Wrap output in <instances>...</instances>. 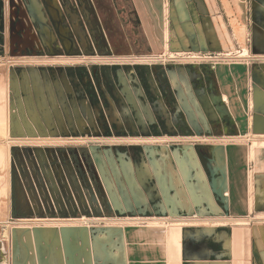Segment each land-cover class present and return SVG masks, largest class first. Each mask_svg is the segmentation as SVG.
<instances>
[{"label": "rangeland", "instance_id": "obj_1", "mask_svg": "<svg viewBox=\"0 0 264 264\" xmlns=\"http://www.w3.org/2000/svg\"><path fill=\"white\" fill-rule=\"evenodd\" d=\"M214 1L222 11L225 1ZM227 1L236 7L240 0ZM243 1L240 4L241 11L246 8L247 22L251 23V0ZM101 3L109 10V36L117 44H120L119 40H124L121 42L124 46L122 53L118 51L114 56L95 57H11L8 41L0 42V64L4 66L2 75L8 74L9 79L12 75L18 76L22 83L21 94L3 86L1 90L7 97L4 98L0 90V109L5 104L8 110L7 128H1L3 126L0 124V132L3 133H0V144H8L11 150L9 165L2 172L0 169V181L5 180L4 184L8 185L6 188L0 182V230L9 229V239L2 234L4 231L0 233V264H112V255L109 256L112 254V238L118 235L121 246L124 228L131 223L168 229L171 236L184 226L206 227L200 224L206 221L209 226H213L214 221L221 220L159 218L157 216L161 214L153 209H121L122 204H131V201L138 203L135 185L148 193L154 188L155 180L162 183L164 177L170 176L164 147L171 149L179 138L187 144L203 143L198 140L202 137L210 138V143H215L216 138H223L225 134L218 131L175 134L134 127L137 112L139 108L144 110V105L146 108L150 105L155 111L161 109L169 118L179 112L181 101L175 96L167 97L161 93L162 82H171V72L176 76L178 69L175 67L191 66L194 71L210 77L214 72L213 67L209 61L199 64L173 61L170 55L176 51L147 49V40L141 29V18L148 14L145 0H101ZM248 38L251 37L248 35ZM238 46L244 47L236 43L235 49ZM245 46H250V42L247 41ZM250 52L251 57L221 63L261 62L254 59L251 48ZM205 65H209L208 68H199ZM134 66L153 67V70L157 68V78L152 73L146 77L142 68L135 69L142 79L146 77L144 80L148 91L145 98L142 96L145 102L137 99V104L126 98L120 81V77L128 76L129 83L131 70L127 68ZM26 71L31 75L32 92L26 91L23 84ZM33 72L41 74L48 116L40 106ZM160 73L163 74L158 79ZM31 95L41 120L39 124L34 123V131L26 124V119L32 120L27 102ZM198 101L195 99L194 103L200 110L202 107L199 104L204 102ZM115 108L120 113L117 121L113 117ZM13 118L21 120L25 132L21 133L13 127ZM128 125H133L132 129ZM126 160L132 161L133 171L127 168ZM152 172L155 179L147 181L146 176ZM6 200L11 209L4 215L2 212ZM253 216L250 214L247 217ZM263 220L264 217H260L256 221L261 223ZM253 222L254 219L251 224ZM225 227H234L236 236L244 228L241 224L231 223ZM103 236L108 251L104 247L94 251V240L99 242ZM42 237L52 241V250L55 249V252L49 250L52 256L44 254V246H38L37 242L40 244ZM171 238L169 246L173 242ZM38 248L42 251L39 255ZM120 250L118 254H124L122 246Z\"/></svg>", "mask_w": 264, "mask_h": 264}, {"label": "crops", "instance_id": "obj_2", "mask_svg": "<svg viewBox=\"0 0 264 264\" xmlns=\"http://www.w3.org/2000/svg\"><path fill=\"white\" fill-rule=\"evenodd\" d=\"M145 1L148 14L141 18V29L147 49L220 53L235 48L236 43L245 48L252 29V52L264 58V0H251V23L246 8L241 11L243 0L236 7L224 0L222 11L214 0H192V6L188 0H175L176 9L170 7L171 29L164 0ZM243 4L246 6L245 1ZM212 69L213 75L193 91L194 96L197 102H204L199 107L210 122L227 118L228 128L223 130V138L210 144L205 159L196 150L200 143L179 142L182 144L175 152L164 147L170 176L162 183L155 180L146 201L153 203L151 209L161 214L159 218L264 217V61L220 63ZM193 79L199 80V76ZM254 144L259 151L252 157ZM183 149H190L189 157L183 155ZM146 178L153 181L155 174ZM194 214L206 218H192ZM206 222L200 223L206 227L184 226L171 236L168 233L171 246L166 238L168 229L131 223L124 228V254H118L119 236L112 238V264H264V220L243 226L237 236L234 227H214Z\"/></svg>", "mask_w": 264, "mask_h": 264}, {"label": "flooded vegetation", "instance_id": "obj_3", "mask_svg": "<svg viewBox=\"0 0 264 264\" xmlns=\"http://www.w3.org/2000/svg\"><path fill=\"white\" fill-rule=\"evenodd\" d=\"M176 1L164 0L165 6L166 3L168 4L166 7L169 14L168 26L170 29V16H172L170 14V7L174 5L176 9ZM188 3L192 6V0H188ZM254 3H257V0H254ZM30 8L39 11H35V16L38 17L39 13V17L45 20V24L48 26V30L45 34H42L45 30L44 27L33 21L34 13H32ZM108 20L109 10L107 7H104L101 0H0V42L4 40L8 41V51L11 57H57L64 55L90 57L114 56L113 54L115 52H123L121 49H123L124 46L121 42L124 40H119L120 44H117V42H114V38L109 36ZM20 26H23V31L21 32L18 31ZM12 27H14L17 32H15ZM250 31L252 32V29ZM251 32L248 34L250 37L252 35ZM248 42H250V46H248L250 49L252 45L251 38H248ZM12 52L18 55H11ZM137 68L144 69L143 73L146 77H148L149 73H152L157 78V68H154V70L153 67L143 68L140 66L127 68L131 70L129 83L128 76L125 78L120 77V81L123 85L126 98L135 104L138 102L137 99L144 101L142 96L145 98L148 93L147 83L144 80L146 77L142 79L140 75L135 72ZM193 68L194 67L191 66L178 65L175 67V69H178L176 76L174 72H171V82H162L161 93L167 95V97H169V95L175 96L177 97L176 99L181 101L182 105L180 106L179 112L173 116L171 115L169 118V116H167L168 114L163 113L161 109L155 111L156 109L154 110L150 105H148L150 109L146 108L144 105V110L139 108L137 112L134 125L135 128H140L141 130L152 129L157 132H175V134L195 133V130L199 132L218 131L222 133L223 130L228 128L227 118H219L210 122L207 117H205L204 112L196 108L193 91L200 88L205 83V79H210V76H203V73H198V71H194ZM32 74L34 83L36 75L41 83L40 72H33ZM162 74L163 73L159 74L158 79H160ZM196 74L199 76V80L193 79ZM41 86L43 85L41 84ZM43 90L44 95H46L44 86ZM187 102L189 103L187 104ZM117 116L120 117V113L115 108L113 114L115 121H117ZM132 126L133 125H128L130 129H132ZM208 141L209 140H204L203 143H200L201 145H195L196 150L203 159H205L210 152L211 143ZM177 142L178 143H175L173 147H171L173 152L179 148L177 146L178 144H182L179 143L182 141ZM125 163L128 169L132 168V161L126 160ZM135 189L138 191L136 193L138 203L131 201V204H122L121 209L125 211L133 208L135 211H137L138 208L141 210H151L153 203L147 204L146 191L139 185H135Z\"/></svg>", "mask_w": 264, "mask_h": 264}, {"label": "bare ground", "instance_id": "obj_4", "mask_svg": "<svg viewBox=\"0 0 264 264\" xmlns=\"http://www.w3.org/2000/svg\"><path fill=\"white\" fill-rule=\"evenodd\" d=\"M166 6H168V4L166 3ZM244 48V47H243ZM236 49L235 48H233V49H231V50H228V51H226V52H230V51H235ZM167 51H171V50H169L168 48H167ZM249 55H251V52H250V49L248 48V47H246V48H244V50L241 52V54L239 55L240 56V58L241 57H246V56H249ZM150 56H152L153 58H156V56L155 55H150ZM255 56V58L254 59H259V60H261V61H263V59L264 58H260V57H257L256 55H254ZM4 66H3V64H0V90H1V87H3V86H6L8 89L10 88H13L18 94H21V89H22V86H21V81H20V79L18 78V77H16V76H14V75H12V76H10V79H9V75L8 74H6V76H4V75H2V69H4L3 68ZM6 68V67H5ZM23 76V75H22ZM31 79H30V74L28 73V72H25V75H24V77H23V84L25 85V90L26 91H28V92H31V87H32V85H31V81H30ZM5 87V89H7ZM35 87H36V91H37V93H38V100H39V103H40V106L46 111V115L48 116L49 115V112L46 110V108H45V97H44V92H43V86H41V83H40V79L37 77V75H36V78H35ZM4 88V87H3ZM2 88V89H3ZM5 89H4V91H5ZM9 89V90H10ZM48 89V88H47ZM1 92H3V90H1ZM1 92H0V95H1ZM6 92V91H5ZM6 94V93H5ZM5 94H4V92L2 93V95H4V98H7V97H5ZM8 94V93H7ZM8 96V95H7ZM2 98V97H1ZM4 98H3V100H4ZM1 100V99H0ZM7 100V99H6ZM22 101V100H21ZM27 102H28V106H29V109H30V112H31V115H32V120H28V119H26V124L28 125V127H30L29 129L31 130V131H34L35 130V126H34V123L35 124H39L40 123V114H39V110H38V108L37 107H35V101L33 100V96L31 95L30 97H28V99H27ZM23 104V103H22ZM3 105V107L1 106V109H0V124L3 126V127H1V128H7V118H6V112L8 111V110H6V108L4 107V105L5 104H2ZM33 105H34V107H33ZM249 105V108L250 107H252V105L249 103L248 104ZM6 106V105H5ZM20 106V105H19ZM25 106V105H24ZM20 107H22V105L20 106ZM16 108V106L13 104V109H15ZM23 108V107H22ZM13 111H15V110H13ZM14 114L15 115H17L18 113H15L14 112ZM50 118V117H49ZM25 120V119H24ZM25 123V122H24ZM12 125H13V127L15 128V129H17L18 131H20L21 133L25 130V128H24V125H23V123L21 122V120L20 119H16V118H13V121H12ZM12 127V126H11ZM0 128V129H1ZM31 128H33V130L31 129ZM14 131V130H13ZM25 132V131H24ZM0 133H2V132H0ZM3 134V133H2ZM19 134V133H18ZM258 144H260V143H258ZM255 145V144H254ZM258 151H259V149L256 147V145H255V147L253 146V148L251 149V155H252V157H255L256 155H257V153H258ZM10 154H11V150H10V148H9V146H8V144H0V169H1V172L2 171H4V169L5 168H7L6 166L7 165H9V160H10ZM250 155V156H251ZM0 172V173H1ZM8 173V172H7ZM3 177V176H2ZM4 178H6V177H4ZM0 179H2V178H0ZM7 180V179H6ZM8 181V180H7ZM1 182V181H0ZM2 184H4L5 183V180H4V182H1ZM7 183V182H6ZM8 184V183H7ZM1 185V184H0ZM4 185H6V184H4ZM8 185H6V186H4V187H6V188H8L7 187ZM2 187H3V185H2ZM4 187H3V189H4ZM5 192H7V191H5ZM2 193V192H1ZM7 195V194H6ZM8 198V197H7ZM1 201V200H0ZM2 202V201H1ZM5 206H4V211L2 212L4 215H5V213L6 212H8V210H9V205H8V201L6 200L5 202ZM1 206H3V205H1ZM1 209H3V208H1ZM11 209V208H10ZM1 211V210H0ZM7 214V213H6ZM1 215V214H0ZM83 219V218H82ZM254 219V221L256 222V220H258L259 218H258V216H257V214L255 215V217L253 218ZM251 218H244V217H241V218H230V219H228V218H223V219H221L220 221H214L213 222V226L214 227H217V226H226V225H228L229 223H231V224H236V225H239V224H241V225H243V226H249V224H250V222H251ZM46 221V220H45ZM51 221V220H50ZM226 221H228V222H226ZM24 222V221H23ZM31 222V221H30ZM150 226H152V224L150 225ZM156 226V225H155ZM2 229H3V227H2ZM2 231H4V232H2ZM0 230V233L2 232V234H4V236L7 238V239H9V229L7 228V230L5 231V229L4 230ZM166 231V230H165ZM166 233H167V235H166V238H167V242H168V238H169V235H168V231H166ZM2 236V235H1ZM0 236V237H1ZM99 237V236H98ZM121 238V237H120ZM3 239V238H2ZM118 239V238H117ZM122 239V238H121ZM4 240V239H3ZM96 240V239H95ZM116 240V239H115ZM166 240V239H165ZM7 242V241H6ZM94 243V242H93ZM164 243V242H163ZM136 244V243H135ZM137 245V244H136ZM160 246V245H159ZM164 246V245H163ZM166 246H167V243H166ZM102 248V247H104V249H105V251L107 252L108 251V246H107V244H106V240H105V236H103V239L101 240V241H97V242H95L94 243V251L95 250H97L98 248ZM16 255V254H15ZM110 255V254H109ZM5 262V261H4ZM8 262V261H7ZM5 264H7L6 262H5Z\"/></svg>", "mask_w": 264, "mask_h": 264}, {"label": "built area", "instance_id": "obj_5", "mask_svg": "<svg viewBox=\"0 0 264 264\" xmlns=\"http://www.w3.org/2000/svg\"><path fill=\"white\" fill-rule=\"evenodd\" d=\"M244 50L243 47L238 46V49H236L235 51H230V52H220V53H208V52H198V51H178V52H174L170 55V57H172L173 61H177V62H192V63H202L203 61H209L211 62V66L213 68H215L219 63L221 62H227V61H236L238 59H240V54L241 52ZM248 57H251L250 55ZM243 58V57H241ZM194 217L192 218H196L200 217L197 214L193 215ZM255 217V215L253 217H251V219H253ZM251 223V222H250Z\"/></svg>", "mask_w": 264, "mask_h": 264}, {"label": "water", "instance_id": "obj_6", "mask_svg": "<svg viewBox=\"0 0 264 264\" xmlns=\"http://www.w3.org/2000/svg\"><path fill=\"white\" fill-rule=\"evenodd\" d=\"M30 10H32V8H30ZM35 11L36 12H39V11H37V10H32V13H34L33 14V21L36 23V24H38V25H40V26H42V27H44V31L42 32V34H45L46 32H47V30H48V26L45 24V20H43L42 18H40L39 16V13H38V17H36L35 16ZM20 29L18 30L19 32H21V31H23V26H20L19 27ZM12 29L15 31V32H17L15 29H14V27H12ZM14 42V41H13ZM11 55H18L17 53H14V52H12L11 53ZM184 151H182L183 152V155H188L187 154V152L188 151H186L185 149H183ZM189 153V152H188ZM188 157H189V155H188ZM180 164V163H179ZM172 214V213H171ZM173 215V214H172ZM212 215H224V213H222V214H212ZM111 230V229H110ZM109 230V231H110ZM48 239H44L43 237L41 238V240H40V244H39V242H37V244H38V246H44V254L46 255V256H52V253L50 254L49 253V250L51 251V252H55V249H53L52 250V241H49ZM95 242H97V241H95L94 240V243ZM55 246V245H54ZM31 250V249H30ZM95 251H97V250H95ZM37 252H38V255L39 254H41V250L38 248L37 249ZM94 254H95V252H94ZM94 254H93V257H94ZM28 256H30V253L28 252ZM93 262H94V260H93ZM21 263H23V264H25V262H21ZM49 263H51V261L49 262ZM59 264V263H58Z\"/></svg>", "mask_w": 264, "mask_h": 264}]
</instances>
